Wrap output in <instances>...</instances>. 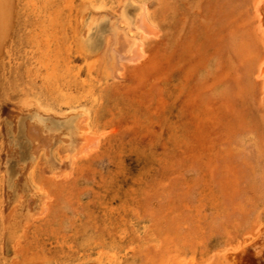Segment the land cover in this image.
<instances>
[{
	"label": "rangeland",
	"instance_id": "1",
	"mask_svg": "<svg viewBox=\"0 0 264 264\" xmlns=\"http://www.w3.org/2000/svg\"><path fill=\"white\" fill-rule=\"evenodd\" d=\"M0 264H264V0H0Z\"/></svg>",
	"mask_w": 264,
	"mask_h": 264
}]
</instances>
